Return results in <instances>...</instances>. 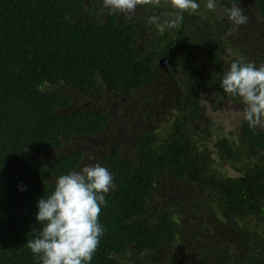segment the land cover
Wrapping results in <instances>:
<instances>
[{
	"label": "trees",
	"instance_id": "obj_1",
	"mask_svg": "<svg viewBox=\"0 0 264 264\" xmlns=\"http://www.w3.org/2000/svg\"><path fill=\"white\" fill-rule=\"evenodd\" d=\"M198 2L197 14L184 12L170 27L176 11L168 0H144L147 17L123 24L115 13L100 18L93 2L83 15L87 0H0V264H40L27 246L40 230L38 199L51 194L53 179L77 170L85 147L111 125L102 110H73L68 94L44 91L58 87L89 100L118 91L129 110L122 117L128 131L120 127L119 136L138 152L132 163L121 156L128 144L112 141L100 156L114 187L91 264H126L131 251L138 264H264V127L243 120L236 138L212 140L216 129L199 105L202 93L212 106L241 101L220 87L234 60L264 65V0H216L215 9L242 7L249 18L254 8L263 37L250 18L232 31L207 0ZM160 13H170L165 23ZM166 55L174 67L164 71L157 64ZM154 117L161 124L151 125ZM223 162L237 175H227ZM205 189L210 198L201 201ZM208 214L212 222L201 227L194 253L182 230Z\"/></svg>",
	"mask_w": 264,
	"mask_h": 264
},
{
	"label": "clouds",
	"instance_id": "obj_2",
	"mask_svg": "<svg viewBox=\"0 0 264 264\" xmlns=\"http://www.w3.org/2000/svg\"><path fill=\"white\" fill-rule=\"evenodd\" d=\"M142 2L144 0H103V6L112 12L131 13ZM168 3L176 11L170 27L182 22V13L197 14L200 9L198 0H168ZM216 7V0H207L208 10ZM225 11L233 24L248 23L242 7L234 6ZM163 64L165 70L161 69L166 71L169 63ZM220 87L224 93L241 98L245 106L244 119L251 126L264 127V65L257 67L254 63L234 60L223 73ZM80 166L76 171L57 177L51 194L36 203L35 220L40 230L38 233L33 230V238L27 241V246L40 264H91L104 235L99 216L107 203L106 194L114 187L113 176L99 164L82 169Z\"/></svg>",
	"mask_w": 264,
	"mask_h": 264
},
{
	"label": "rangeland",
	"instance_id": "obj_3",
	"mask_svg": "<svg viewBox=\"0 0 264 264\" xmlns=\"http://www.w3.org/2000/svg\"><path fill=\"white\" fill-rule=\"evenodd\" d=\"M87 1H88V3H90V5H85L84 10H83V15L87 14V9L89 8V6H92V2L94 5L101 4V2L103 4V0H87ZM246 7L247 6H244V8H246ZM140 8H141V4H138L136 9L133 12H131V13L123 12V14L126 17H123V15L119 13V11H116L118 13L119 23L123 24V23L128 22L129 18H133V16L139 11ZM103 11L108 12V13H112V14L115 13L109 9H106V8H104ZM146 11H147V9L143 8L137 13V15L141 16L142 18L147 17L145 14ZM255 13L256 12L254 11V8H252V13H251V16L249 18L253 22L258 23V25L255 23L257 26V31L255 32V34L257 35V32H258V34L261 37H263V31L259 30V27L261 28V23L259 21H257ZM153 14L154 13H152L151 15H153ZM214 14L219 21H225L228 23L229 30H232V31L236 30V28H235L236 25L227 19L226 11L221 12V11L214 10ZM169 15H170V13H160L159 16H157V17H158V19L164 18L163 23H165L166 22L165 17L169 16ZM103 16H105L104 13H101L100 18H103ZM153 17H154L153 20H157L156 16H153ZM97 19L99 20L98 17H97ZM149 19H150V17H149ZM242 27H243V25H242ZM196 32H197V30L195 28H192L191 30H189L190 37H193V35L195 36ZM231 36L232 35H230L229 37H231ZM235 38L233 39L234 42H235ZM140 39L141 38H139L137 40L138 41L137 43H139V44L142 43V42H139ZM146 39H150V35L147 36ZM246 39L247 38L240 36L239 40L242 42V41H245ZM206 56H207V54L204 56L205 59H206ZM252 58H254L255 61H259V62L261 61L259 55H254ZM44 91L45 92L47 91L49 93H51L53 91H57V92L64 93L66 95L68 94L72 100L70 109H73V110L84 108L87 111H101L102 108L106 109V113L110 117V120H111L110 128L105 130L104 134L100 135L96 139H93L92 141L94 142V144H88L85 147L86 157L84 158L83 162L81 163L80 169H82L85 166H90V165H95V164H99L100 166L107 168L103 164L102 160L100 159V156L102 157V155L104 154L105 151L111 149L112 141H115L114 144H116V143L121 144V142L123 144H128L127 139L122 138L121 135L119 136V132H120L119 128L122 127L123 124L125 126H127L129 124L127 122V120L123 119L121 116L122 115V112H121L122 111V108H121L122 98L120 97V95L111 93L110 96H107L104 91H100L97 95L94 96V98H92V100H89V99H85L84 97H82L79 93L77 94V92L75 90H72L69 88H59V87L53 88V89L45 88ZM149 99H150V97H148V98L146 97L145 101L148 102ZM210 102H211V98L207 97L205 95V93H202L201 96L199 97V105L202 107L203 111L205 112L206 116L208 117L209 124L211 125L212 128L216 129V131L213 132L211 139L214 140V137H217L218 135H220V136L225 135L227 137V139H229V140L236 138L238 136L239 127H240L241 123L243 122V120H245L244 119V113L241 110H239L238 107L233 105L232 103H225V104H220V105L218 104L216 106H212V104ZM126 111H129L128 110V104L126 105L125 112ZM171 113L174 116L175 111H171ZM158 118H160V117H154V120L150 121L151 125H155L156 121H159V124H161V122ZM139 123H141L140 120L137 121L136 123H130V125L135 127ZM166 128H167V126H166ZM128 141H129V139H128ZM79 143L82 145L86 144L85 141H81ZM128 146H129V144H128ZM67 147H68L69 151L74 150L73 149V143L69 144ZM64 153H66V151H64ZM136 155H137L136 152H134L133 150H131V149L125 150L124 147H122L121 156L123 158H125V159L128 158L130 160V162L135 163V162H137ZM223 169L227 173V175H229V176H236L237 175L235 172H233L232 170H230L228 168V164L226 162H223ZM53 180L56 181V179H53ZM184 191L187 194H190L192 192V190L188 189L187 187L184 188ZM157 192H161V191L157 190ZM208 198H210V191L209 190L205 189V190L200 191V200L201 201H207ZM194 199L196 201H199L195 197H194ZM165 201L166 200L164 199L162 201V203H164ZM212 208H213L212 206L210 208H208L207 212H209ZM204 210H205V208H204ZM212 216H213V214H212ZM140 221H142V220H140ZM149 221H150V218H149ZM149 221H145V222L149 223ZM194 222H195L194 224L189 223V224H187V226H185V230H182V237H183L185 243L187 240H189L192 245L196 244L197 248L194 247L193 252L197 253L198 249L200 247V243L196 239L201 238V234H200L201 233V227L207 226L208 223L212 222V219L210 217V214H208L207 219L194 220ZM249 224H250V221L247 220L246 225H249ZM217 231H218V229L216 228V232ZM184 233L187 235H185ZM191 234L195 235V239L193 238V235H191ZM213 235H214V237L212 238L213 241L217 242L218 239H217V236L215 235V231L209 227V236H213ZM245 248L248 252L253 251V248L251 247V245H249V248H247V247H245ZM163 252L164 251L161 252V255H163ZM194 253H192V254H194ZM161 255H157L156 259L158 261H165L169 257L168 256V257L164 258ZM126 257L129 258V261L123 260V262H126V264H138L141 262L140 260H137L138 256L133 251L129 252ZM190 261L191 260L188 259V261L186 263H188ZM186 263L184 262V264H186ZM166 264H168V262Z\"/></svg>",
	"mask_w": 264,
	"mask_h": 264
},
{
	"label": "flooded vegetation",
	"instance_id": "obj_4",
	"mask_svg": "<svg viewBox=\"0 0 264 264\" xmlns=\"http://www.w3.org/2000/svg\"><path fill=\"white\" fill-rule=\"evenodd\" d=\"M97 5H98V7L101 9V12L104 13V15H106L107 12L103 11V10H104V6H103L102 2H101V4H97ZM96 8H97V7H96ZM141 9H143V8L141 7V8L139 9V11H140ZM139 11H138V12H139ZM138 12H137V13H138ZM119 13L122 14L123 17H126V16L123 14V12H120V11H119ZM137 13L133 16V18H129V21H133V20H135L134 22H136V21H138V20H142V19H144V18H142L141 16H138ZM115 14L118 15L117 12H115ZM159 27H161V25H159ZM164 27H165V26H164ZM164 57H167V58H168V56L166 55V56H163V57L159 58V60H161V59L164 58ZM168 59H169V62H168V63H169V67H168V69H169V68H172V67H174V66H173V62L170 60V58H168ZM159 60H158V64H157L158 66H159ZM162 63H163V62H162ZM168 69H167V70H168ZM116 93L118 94V91H117ZM120 93H122V91H121ZM123 100H124V98L122 97V100H121V105L123 106V107L121 106V108H122V111H121V112H122V115H121V116H122V117H123V115L126 113V112H125V109H126V105H127V104H126V105H123V103H122ZM232 104L235 105V106H237L238 109L241 110V111L244 113L243 108H244L245 106H244V104L242 103V100H241V101H237V102H232ZM102 111H103L104 113H106V109H103V108H102ZM130 111L132 112V110H130ZM106 115H107V113H106ZM122 130L128 131V127L125 126V125L123 124L122 127H121V131H122ZM121 136H122V135H121ZM131 137H132V136H131ZM132 148L135 149V146H134L133 143H131V142L129 143V147L126 148V147L124 146V149H125V150H127V149H131V150H132ZM134 152H135V151H134ZM137 153H138V152H136V154H137Z\"/></svg>",
	"mask_w": 264,
	"mask_h": 264
},
{
	"label": "water",
	"instance_id": "obj_5",
	"mask_svg": "<svg viewBox=\"0 0 264 264\" xmlns=\"http://www.w3.org/2000/svg\"><path fill=\"white\" fill-rule=\"evenodd\" d=\"M162 62H165V63L167 64V63H168L167 58H164V59H162V60L159 62V66H160V68H163V69L165 70V66H164V64H163Z\"/></svg>",
	"mask_w": 264,
	"mask_h": 264
}]
</instances>
